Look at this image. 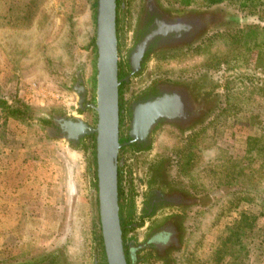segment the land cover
I'll return each instance as SVG.
<instances>
[{
    "label": "rangeland",
    "instance_id": "rangeland-1",
    "mask_svg": "<svg viewBox=\"0 0 264 264\" xmlns=\"http://www.w3.org/2000/svg\"><path fill=\"white\" fill-rule=\"evenodd\" d=\"M202 1V6L208 9L222 6L237 12L235 7L247 8L260 17L254 16L256 25L260 27L264 23L261 21H264V0ZM92 4L93 0H16L8 3L11 11L7 18L1 17L3 14L0 13V93L8 102L16 99L27 107L22 121H12L9 129L4 125L0 128L5 133L0 142V151L3 149L0 168L4 165L13 168L18 160L25 164L20 168L21 173L9 172L11 189L0 198L2 202L9 197L10 201L4 204L15 207L8 209L0 203V230L5 232L13 221L17 223L20 220L23 231L20 245L15 250L9 249L11 237L6 239V248L0 251V264L27 262L38 257L64 226L71 225L68 221L73 222L79 214L83 216L82 206L74 201V197L70 204L63 193L62 171L68 168L79 173L84 163H90L93 173L94 142L88 154L74 152L75 147L44 137L36 124L40 111H47L52 106L58 108L70 104L73 107L75 104L72 91L64 85L72 69L83 70L84 67L89 93L92 89ZM134 6L135 0H126L127 11ZM196 48L202 62L200 74L204 78H213L223 87L235 74L237 90L234 93L220 92V104L208 118L203 119L202 139L194 142L193 152L188 158L192 173L207 188L209 198L215 201L209 210L204 211L198 227L180 247L174 263L264 264V156L241 170L239 176L230 166L216 167L208 175L201 170L202 157H208L220 141L233 143L232 147L234 143L241 145L245 138L255 137L263 128V101L258 106V98L250 93H255L264 83V31L251 39L243 38L241 32L238 35L207 36ZM232 70L233 74H229ZM251 89L253 91L250 92ZM227 94H231L228 99L225 98ZM89 114L92 120V113ZM8 148L12 149L11 155L6 156L4 150ZM40 161H43V166H39ZM23 171L26 172V184H36L38 189L48 187V198L37 200L33 205L29 204L31 206L12 203L18 181L25 182ZM0 173L1 185L6 174ZM88 177L86 179L89 180ZM80 178V175L76 177L75 189L81 198L85 191L79 186ZM92 181L94 183L93 178ZM94 192L91 190L95 204L92 223L98 221ZM43 203L47 206L43 207ZM88 221L90 223L89 218ZM89 227L90 224L87 234ZM75 236L72 240L76 246L69 257L76 259L75 247L82 245L78 252L81 259H86L89 237ZM95 247L99 250L97 243ZM75 264L79 263L76 261Z\"/></svg>",
    "mask_w": 264,
    "mask_h": 264
},
{
    "label": "flooded vegetation",
    "instance_id": "flooded-vegetation-1",
    "mask_svg": "<svg viewBox=\"0 0 264 264\" xmlns=\"http://www.w3.org/2000/svg\"><path fill=\"white\" fill-rule=\"evenodd\" d=\"M125 2L114 0L115 75L118 81L116 139L119 145L115 199L119 227L122 228L121 251L126 264H175L180 247L198 227L204 211L209 210L215 201L209 198L207 188L192 173L188 158L193 152L194 142L202 139L203 119L208 118L220 104V92L234 93L237 90L235 74L224 87L213 78H204L200 74L202 62L196 46L207 36L226 33L238 35L241 32L243 38L251 39L264 31V23L260 27L256 25L254 16L260 17L247 8L235 7V12L220 6L211 10V23L204 31L199 15L207 8L202 6V0H135V6L129 11ZM172 19L192 23L190 35L169 44L148 43L137 69L130 73L126 57L146 28ZM233 72L229 71V74ZM66 78V89L75 92L77 86L83 85L86 96L80 104L81 110H74L66 104L39 112L36 125L50 140L60 136V123L69 120L71 112L78 113L86 126H93L90 111L85 108L91 100L83 70L72 69ZM230 95H225V98ZM161 97L183 101L176 109L179 119H159L141 141L130 142L127 132L131 106L137 111L138 104L144 100ZM91 139V135L81 137L73 151L88 154L87 151L93 147ZM88 165L90 228L87 258H80L78 250L82 245L75 247L76 259L69 257L75 243L67 225L59 230L38 257L8 264H75L76 261L79 264H103L102 250L100 248L99 253L95 247L99 239L98 221L92 223L94 202L91 190L94 183L92 168L90 163Z\"/></svg>",
    "mask_w": 264,
    "mask_h": 264
},
{
    "label": "water",
    "instance_id": "water-1",
    "mask_svg": "<svg viewBox=\"0 0 264 264\" xmlns=\"http://www.w3.org/2000/svg\"><path fill=\"white\" fill-rule=\"evenodd\" d=\"M212 9H204L199 18L206 31L211 23ZM94 38L92 78L93 85L89 93L91 103L85 105L92 113L93 126H86L78 113L71 112L70 119L60 123V136L56 140L76 147L78 139L92 136L94 142V201L98 218V235L104 264H125L120 245V232L115 199V166L118 142L116 139V104L118 81L115 75L116 51L114 33V0H94ZM200 22V23H201ZM192 23L183 19H172L155 23L146 28L142 38L137 41L126 57L130 73L137 64L147 44L172 43L190 35ZM74 95V110H81L86 92L83 85L77 86ZM182 100L172 98H154L138 104L135 111L131 106L127 138L130 142H139L150 127L159 119L170 121L179 119L176 109ZM57 122V120L55 121ZM141 127V128H140Z\"/></svg>",
    "mask_w": 264,
    "mask_h": 264
},
{
    "label": "trees",
    "instance_id": "trees-1",
    "mask_svg": "<svg viewBox=\"0 0 264 264\" xmlns=\"http://www.w3.org/2000/svg\"><path fill=\"white\" fill-rule=\"evenodd\" d=\"M15 1L16 0H0V13L3 14L1 17L7 18V16L9 15V12L11 11V7L8 5V3H14ZM210 1L212 0H208V2ZM243 1L250 2L252 0H243ZM92 6L94 9V0H93ZM92 41H90V46L93 48ZM251 91H253V89H251L250 92ZM250 94L251 96H256L258 98L259 100L257 102L258 106H260L263 101L262 103L263 105L261 106H262V113H263V119H264V83L262 84V88L261 87L257 88L255 90V93L251 92ZM26 111H27V107H25L24 104L17 102L16 99L10 100L8 102L7 99L4 96H1V93H0V128L2 125H4L5 127H7V129H9L10 128L9 126L12 123V121L13 122L14 120L22 121V119L24 118V115L26 114ZM4 136H5V133L0 130V142L2 141ZM232 144L233 143L222 140L220 141L219 145H217V147L210 153L208 157L207 156L202 157L203 164H202L201 170L204 175L211 174V172L216 167L230 166L235 169V173L237 174V176H239L241 174L240 173L241 170L250 166L253 162H255L260 157H263L264 156V123H263V128L261 129V131H259L255 135V137L245 138L242 141L241 145H236L234 143L232 147ZM11 150H12L11 148L5 149L4 154L6 153L5 154L6 156L11 155ZM2 151L3 149L0 152ZM43 164H44L43 161L39 162V166H43ZM23 165H25L23 161L18 160L13 168L9 167V165L1 166L0 171H3L6 174V178L4 180L3 187L0 189V198L3 197L2 195L7 192L6 190L10 191L11 189V180L9 179V172H11L12 170L15 174L16 172L21 173L20 168H22ZM35 173L38 174L39 172L35 170ZM40 174L43 177V174L42 173ZM25 175H26V172L24 173L25 182L24 180L23 181L19 180L18 184L16 185V188L14 189L16 193L14 197H12L11 201L12 203L14 202L13 204L15 206H16V203L31 206L33 205L32 204L33 202H36L37 200H40V199L42 201L45 198L49 197L48 192H47V188H48L47 186L46 187L44 186V188L42 189H38L36 187L37 186L36 184H26L27 179ZM93 178H94V175H93ZM30 183H33V182H30ZM45 192H47V195L45 194ZM44 196H47V197H44ZM9 199L10 198L7 197L6 199H3L2 202L0 201L2 206L8 207L7 205L8 203L6 205L4 203H6V201L8 202ZM42 206L45 207L47 205L43 203ZM12 207L14 206L9 205L8 209ZM3 209H7V208H3ZM24 222H27V221L24 220ZM20 226H21L20 220L17 223L16 222L14 223L13 221L10 229H8L5 232L0 230V251H4V249L6 248V246L4 245V242H6V239L9 236L12 239L11 245H9L10 246L9 249L15 250L18 247V245H20L19 239H21L23 235V231L21 230L22 226L21 227ZM121 229L122 228L120 227L119 229L120 233H121ZM99 240L100 239L97 238V244H98V248L100 251L101 246H100Z\"/></svg>",
    "mask_w": 264,
    "mask_h": 264
},
{
    "label": "crops",
    "instance_id": "crops-1",
    "mask_svg": "<svg viewBox=\"0 0 264 264\" xmlns=\"http://www.w3.org/2000/svg\"><path fill=\"white\" fill-rule=\"evenodd\" d=\"M83 71H84V67H83ZM88 166H89L88 164L84 163V165L82 166V170H81V172L79 171V173L78 172L74 173L72 171V169L70 170L68 168H64L63 171H62V184H63V188L62 189H63V193L65 194L66 199L68 198V201H70V204H71V200L74 197V201L79 206H82L81 210L83 211V213H81L83 216H81L80 214H79V216H81V217H79L78 215L76 216V218L79 217V219L75 218L73 222L68 221L69 223H71V225L68 226L67 230H69V231L74 233V234H72L73 237L77 234V236H81L80 238H82V239H85L88 236V234H87V226H89V221H88V218H89V214H88V212H89V207H88L89 206V202H88V204H87V202H85V200L87 201V197H88L89 192H90L89 191L88 179H86V176L88 177V174L86 172ZM78 175H80V177H81L78 180L79 186H82V189L85 191V193L82 194L81 198H80L79 195L76 194L77 191L75 189L76 177ZM1 176H2V173H0V180L2 178ZM2 185H3V183H1L0 189L2 188ZM71 191H73L74 194ZM68 207H69V202L67 204V208ZM64 211H66V208L64 209ZM69 213H70V209H69ZM89 228H88V232H89ZM75 232H76V234H75ZM75 239H77V238H75ZM84 242H85V240H84Z\"/></svg>",
    "mask_w": 264,
    "mask_h": 264
}]
</instances>
